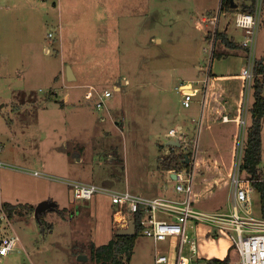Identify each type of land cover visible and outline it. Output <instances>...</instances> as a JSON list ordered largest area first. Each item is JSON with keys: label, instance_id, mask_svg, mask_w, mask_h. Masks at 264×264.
Wrapping results in <instances>:
<instances>
[{"label": "rangeland", "instance_id": "1", "mask_svg": "<svg viewBox=\"0 0 264 264\" xmlns=\"http://www.w3.org/2000/svg\"><path fill=\"white\" fill-rule=\"evenodd\" d=\"M220 2L18 0L11 4L14 9L7 17L2 16L0 40V160L8 163L0 169V240L18 234L20 239L25 235L29 244L26 249L17 246L0 256V264H70L75 252L82 250L89 255L87 262L97 264L90 259V249L117 238L115 207L103 191L78 201L69 181L93 183L114 191L129 188L147 197L162 193V188L154 187L156 182L159 187L165 183L159 180L156 164L161 157L178 153L177 148H168L166 135L180 100L188 94L186 85L192 82L203 87V82L196 81L201 78L197 66L206 67L210 62L209 33L205 39L203 32L211 29L212 23L205 26L202 18L212 16V12L205 11H217ZM234 2L240 6L243 3ZM225 11L234 15L230 8ZM261 13L257 58L264 57V0ZM48 33H53L51 38L56 40L46 53L44 46L52 41ZM228 33L239 42L245 37L233 21ZM215 52L219 57L228 54L221 43ZM68 63L78 75L76 79H67ZM61 71L63 76H59ZM202 73L204 76L209 72L204 69ZM115 84L119 89H113ZM105 88L114 94L106 99V106L98 108L100 92ZM65 93L70 95L62 107ZM201 97L197 90L194 106ZM253 97L251 93L250 105ZM55 101L60 102L58 106ZM230 120L238 122V114L226 117L224 123ZM250 123L248 113L241 163ZM215 126L210 130L201 126L200 158L209 156L203 149L218 148L222 151L218 155L220 163L232 173L236 141L231 143L235 148H227V140H221ZM220 141L222 145L217 147ZM262 146L259 166L264 176V139ZM210 166L211 171L207 162L202 165L208 178L222 174L221 166ZM35 171L41 174L37 176ZM166 182L168 197L180 198L182 194L174 190L172 181L166 177ZM151 184L154 188L147 193L145 186ZM195 186L198 191L200 186ZM227 188L226 183L210 195L195 194L192 205L207 212L224 211ZM253 195L255 214L260 215L256 189ZM49 197L59 203V209H49L37 219L35 206ZM3 201H28L34 209L28 205L27 211L22 209L20 216L15 212L9 220ZM14 221L21 222L17 225ZM47 222H52L55 229L43 236L41 227ZM189 235L197 237L192 228ZM202 243L206 250L205 241ZM168 244H154L141 230L129 264H155L156 252L165 251ZM193 261L203 263L196 255Z\"/></svg>", "mask_w": 264, "mask_h": 264}, {"label": "built area", "instance_id": "2", "mask_svg": "<svg viewBox=\"0 0 264 264\" xmlns=\"http://www.w3.org/2000/svg\"><path fill=\"white\" fill-rule=\"evenodd\" d=\"M236 2V1H235ZM245 4H253L252 10H242L237 2L236 6L230 7L228 14L223 10V0L213 16L205 18L212 22L209 30L208 47L209 61L215 58V51L218 43H223L219 34L226 32L225 29L233 21L235 27L244 32V39L239 43L247 48L246 61L241 68L244 78L243 97L241 104V115L239 118L240 134L236 139L237 157L234 159V170L231 173L229 185L231 186L227 209L207 212L192 205L194 183L199 170L200 160V134L202 118H193V130L184 129L182 126L174 125L168 132V142L176 139L180 146L167 145L168 148H177L182 154L179 164L168 169L169 175H174V186L183 193V198L168 199L165 197L148 198L140 194H135L128 188L114 191L93 183L82 181H69L74 189L75 198L79 201L91 199L98 191H103L111 197L115 211L113 215V226L118 228L129 227L131 219L135 220L137 212H145L139 220L143 225V232L150 236L154 243L167 241L168 248L165 251H158L155 257L156 264H193L192 257L198 252V243L189 235V229L196 222L209 224L212 228L220 229L225 233L238 251V258L235 264H264V216L255 214L252 194L254 192L253 179L245 177L241 170V160L243 156V139L247 124L248 103L250 94L253 93V84L256 76L254 70L256 60V46L258 43L259 29L261 26V0H242ZM239 4V5H238ZM224 20V22H223ZM223 22V24H222ZM52 37L53 33H49ZM46 53L50 52V47H45ZM209 62V63H210ZM208 63V64H209ZM207 71L208 68L206 67ZM209 72V71H208ZM209 74V73H208ZM207 74V76H208ZM205 84L207 79L202 80ZM189 89L193 86L190 82ZM185 86V87H186ZM181 87V86H179ZM183 87V86H182ZM110 89H103L100 92V100L97 107L106 106V99L113 96ZM192 100L188 97L182 100L185 108L191 107ZM168 156V154H167ZM8 163L0 160V169ZM39 176L41 172H34ZM159 212L170 215L173 218L159 217ZM136 224V221H135ZM20 243L18 234L5 235L0 240V256H4L16 249ZM190 251L187 253V251ZM100 264H113L112 261L101 262Z\"/></svg>", "mask_w": 264, "mask_h": 264}, {"label": "crops", "instance_id": "3", "mask_svg": "<svg viewBox=\"0 0 264 264\" xmlns=\"http://www.w3.org/2000/svg\"><path fill=\"white\" fill-rule=\"evenodd\" d=\"M15 1H18V0H0V13L4 14V15L3 14L0 15V40L2 39L1 37L3 34L2 33L3 29L1 27L2 26L1 23L3 21L2 16L7 17L5 15L9 14V12L12 9H14V7L11 6V4H13ZM40 1H47V0H40ZM210 12H212V14L214 15V13L216 11H214V9L205 11V13H210ZM208 17H210V15ZM208 17L206 15H204L202 18V21L204 23H206L205 26L207 25L208 22L212 23L210 20H208V21L205 20V18H208ZM229 26L227 27V29H225L226 30L225 33H228ZM209 30L210 29L208 28V30L203 32L205 35L204 36L205 39H206V36H207ZM228 34H229V36L233 37L236 40L235 36L231 35L230 33H228ZM48 37H50L49 33H48ZM51 39H52V41H50V40L47 41V44H45L44 48L48 47V46L50 47L52 42L53 41L55 42V40H56L55 38L54 39L51 38ZM237 42L240 43L241 41L240 42L237 41ZM221 45H222L223 49L226 50V48H224V44L221 43ZM226 53H227V50H226ZM245 61H246V51H244V49H242V50L239 49L235 52L234 51H228L227 55H224L221 57L215 56V58L206 66L208 68V71H209L208 76L207 75L203 76V73H202L203 70L206 69L205 65L203 66L201 64H198L197 68L201 74V78L196 79V81L199 80L198 83L201 84L203 82L202 81L203 79H207V82H206V84L203 82V87H201V89L198 88L197 84H193V86L190 89L185 88V91H187L188 94L180 100L181 105L179 107L181 109H179V107H177L178 111H177L176 116H174V120L172 121V125L170 126V128H172V126H174V125H179L180 127L182 126L184 129H187V128L190 129L191 127H193V122H192L193 118H197V119L202 118V129L203 130L204 129L210 130L212 128V125H217L215 127L218 130V133H220V135H221L220 136L221 140H223V139L227 140V142L225 143L226 147L229 149L235 148L234 146H232L231 143L233 142V145H234L236 139L238 138V134H239L238 130L240 129L239 128V121L238 122L237 121L232 122V120H230L229 123H224V122H225L226 117L231 116V118H232L234 116V114H238V118H240V115H241V109L240 108H241V104H242L241 102H242V97H243L242 87H243V82H244L243 81L244 78H243L240 70H241L242 66L245 64ZM65 63L66 62L64 61L63 64H65ZM68 65L71 66L73 75H75V79H76L78 77V75L74 72L72 65L69 63L66 65V75H67V66ZM211 74H214L216 77L213 78L211 76ZM60 75H62V71L60 72L59 76ZM68 78L70 79L69 75H67V79ZM63 79H64V77H63ZM191 81H195V80H191ZM115 87H117L116 84L114 85L113 89H115ZM221 88H223V90H220ZM116 89H119V88H116ZM226 89H228L229 91H227ZM197 90L201 91L202 97L200 98L199 102H197V105L194 106L195 101H196L195 97H196ZM69 95L70 94L65 93V95H64V97H65L64 102L65 103H64V105H61L62 107H64L66 105V103L68 102ZM186 97H188L192 100L191 107H189V108H185L182 105V100L185 99ZM192 97L194 99H192ZM253 99H254V97H253ZM59 103H60L59 101H55L56 106H58ZM78 103H79V101L77 103H74V105H77ZM252 105H253L252 101H251V105H250V103H248V108H249L248 113H249V117L251 119H252V115H251ZM183 116H185V117H183ZM186 116L187 117L190 116L191 119L189 117L190 120H188ZM219 116L224 117V118H222V119L218 118ZM247 116H248V114H247ZM205 124H207V126H205ZM229 124H230V126L228 127L227 125H229ZM218 125L220 127H218ZM237 126L239 129L237 128ZM262 127H263V129H262V140H263L264 139V118H263V122H262ZM170 128H169V130H170ZM202 129H201L200 136L202 135ZM166 137L168 138V135H166ZM208 145H210V143H208ZM220 145H222L221 141L219 142L217 147H219ZM161 146L163 147L162 144H161ZM218 150H219L218 148H214V149L211 148V151L203 149L204 152L209 153V156L207 158H202V157L200 158V160L203 163L199 164L200 168L197 172V176L195 179L193 196L195 194L200 195V196L204 195V194H202L203 188L205 187L206 184H211L212 182H215V184H214L215 188L211 192H209L205 195L212 194V192H214L222 184L227 183V185H229L231 172L227 171L228 169H226L225 166H223L220 163V161L218 159V155L222 151L221 150L218 151ZM201 151H202V148H201ZM111 158L114 159L115 156L111 155ZM208 160H212V163H215V165H218L219 167L221 166L223 168L224 172L228 176V180L226 182H220L219 184H217V181L222 180L224 178L223 174H220V175L218 174V177H216V179L215 178H212V179L208 178L207 170H204L203 169L204 167H202V165H204V166L206 165V162L208 165ZM156 166L158 168V174H160L159 180H164L165 183L163 184V186L159 187V184L156 182L154 187H156V190H158V188H162V191H161L162 193L161 194H155V196L148 197V198H155L158 196L159 197H165L168 199L169 198L170 199L176 198V197H174V198L168 197V196H170V195H168L169 194V186H168V183L166 182V177H167V179L169 178L172 181V184L174 186L175 183L173 181L174 180L173 175L172 174L169 175L168 169L162 167L161 160L158 159V163L156 164ZM212 167L213 166L208 167L210 169V171L212 170ZM229 172H230V174H229ZM195 185L200 186L198 191L195 190V188H196ZM154 187L151 184L150 186H145V190L147 191V193H150L149 189L154 188ZM173 188L175 191H178L175 186ZM230 188H231V186L229 185V188H227V192H226L225 204H227V202H228V196H229ZM174 190H173V192H174ZM137 191H139V190H137ZM133 193L138 194V192H134V191H133ZM179 193H181V192H179ZM181 194H182V196H180L179 199L183 198V196H184L183 193H181ZM140 195L144 196L143 194H140ZM145 197H147V196H145ZM252 197H253V203L255 204V202H254L255 198H254L253 194H252ZM44 199H49V200L55 201L56 202V209H59L58 208L59 203L55 199H53L52 197L44 198ZM41 200H43V199H41ZM41 200L39 202H41ZM3 202H5V201H3ZM27 203H30V202L22 201L21 203H18V202L14 203V202L10 201V204L18 205V206L22 205L19 208H21V210L23 209V212H25V210L27 211V209H25V207H27L28 205H31V203L30 204H27ZM112 206L114 207L113 204H112ZM17 212H18V214L16 213L17 216H20L23 213V212L21 213L20 211H17ZM142 213H143V216L147 215L145 212H142ZM5 214L8 217V219L10 220L11 217L7 214V212H5ZM162 214H163L162 216H159V214H158V216L164 217V218H173L172 216L166 215L165 213H162ZM0 220H1V218H0ZM20 222L21 221H17V222L14 221V223H17V225ZM19 226L21 227V225H19ZM12 228L15 231V228L14 227H12ZM41 229H42L41 234L43 236H47V235L54 232L55 227H54V224L52 222H47L44 226L42 225ZM122 229H125V228L120 227V228L116 229L117 233H118V231H120ZM192 231H193V233L196 232V234H197V237L194 236V237H192V239L195 238L197 240L198 252H197L196 256H198L202 259L203 263H201V264H212L211 263L212 259H214V258L223 259L225 257L230 258L229 264H235L237 262L236 260L239 256L237 249L235 248L234 244L230 241L229 237L225 233L221 232L220 229H217L214 227L212 228L209 224H206L203 222H196L194 224V226L192 227ZM209 236H211V237L209 238ZM213 237H215L217 239L214 240ZM203 241H205V243H206V246H207L206 250L207 251L205 249H203V243H202ZM28 244H29V241H28L27 237L25 235L23 237L21 236L20 243L18 244V246H21L24 249H26ZM235 249L237 251L236 255L233 254V252H235ZM158 251H161V250L158 249ZM158 251L156 252V254L158 253ZM91 252H92V248L90 249V256H91ZM189 252L190 251L188 250L187 253H189ZM80 253L85 254L87 256V260H88L89 255L86 252H84L83 250L82 251H76L74 256L71 258V260H69L70 264H91L87 261L83 262V261H80L79 259L77 260L76 257H77V255H81ZM76 261H78V262H76ZM154 263H155V259H154ZM44 264H49V263H44ZM53 264H57V263H53ZM193 264H196V262H194Z\"/></svg>", "mask_w": 264, "mask_h": 264}, {"label": "trees", "instance_id": "4", "mask_svg": "<svg viewBox=\"0 0 264 264\" xmlns=\"http://www.w3.org/2000/svg\"><path fill=\"white\" fill-rule=\"evenodd\" d=\"M232 6V0H223V10H227ZM253 4L242 3L241 9L252 10ZM220 38L223 41L224 48L228 51H234L239 49H244L247 54V48L242 47L233 37L229 36L228 33L221 32L219 34ZM254 70L256 76L253 84V96L254 101L251 109V123L248 126V135L245 141V153L243 161L241 163V170L245 177L253 179L252 184L259 194L260 201V215L264 216V176L262 170L259 166V163L262 158V122L264 118V57L256 58ZM214 78V74H211ZM220 90H223L221 88ZM229 91L228 89H226ZM225 91V90H224ZM224 118V117H218ZM172 148V147H170ZM173 149V148H172ZM179 150V149H178ZM181 153H175L174 155H169L166 158L161 157V165L163 168L170 169L175 165L179 164ZM203 163L199 160V164ZM212 164V160H208V166ZM222 174L224 178L217 181V184L220 182H226L228 180L227 174L224 172L221 167ZM215 182L211 184H206L202 190V194H207L215 188ZM4 206L8 209V214L10 217H13L14 213L17 211H22L18 205H13L10 203H4ZM34 209L33 205H30ZM20 209V210H19ZM143 216L142 212H137L135 217L136 221V232L134 235H122L118 234L116 239H112L107 243L100 245L99 247H92V252L90 259L95 263L99 264L100 262L112 261L113 264H129V260L132 256L133 249L135 246V240L141 230H143V225L140 224L139 220ZM230 258L225 257L223 259L214 258L211 260L212 264H229Z\"/></svg>", "mask_w": 264, "mask_h": 264}, {"label": "water", "instance_id": "5", "mask_svg": "<svg viewBox=\"0 0 264 264\" xmlns=\"http://www.w3.org/2000/svg\"><path fill=\"white\" fill-rule=\"evenodd\" d=\"M232 6L235 7L236 3L234 2V0H232ZM67 75H69L70 79H75V75H73L71 66L68 65L67 66ZM167 145H171V146H180L179 141H177L176 139L170 140L169 142H167ZM174 178V175H173ZM55 210L56 209V202L53 200H49V199H43L41 200V202H39L36 206H35V216L37 219H40L41 213L47 211V210ZM136 228L137 225L135 224V220L131 219V221L129 222V227L122 229L120 231H118L117 234H122V235H134L136 232ZM79 260L86 262L87 261V256L85 254H81L78 257Z\"/></svg>", "mask_w": 264, "mask_h": 264}]
</instances>
